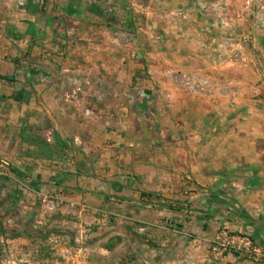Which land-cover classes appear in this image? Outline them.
<instances>
[{
  "label": "crops",
  "instance_id": "0c3cea01",
  "mask_svg": "<svg viewBox=\"0 0 264 264\" xmlns=\"http://www.w3.org/2000/svg\"><path fill=\"white\" fill-rule=\"evenodd\" d=\"M122 2L0 0V158L14 167L0 211L39 230L30 253L51 234L78 256L218 264L210 243L227 231L264 263V0ZM204 3L251 35L239 58H204L200 44L232 35ZM42 192L64 204L46 214ZM236 260L253 263L220 264Z\"/></svg>",
  "mask_w": 264,
  "mask_h": 264
},
{
  "label": "rangeland",
  "instance_id": "374dc122",
  "mask_svg": "<svg viewBox=\"0 0 264 264\" xmlns=\"http://www.w3.org/2000/svg\"><path fill=\"white\" fill-rule=\"evenodd\" d=\"M145 1V2H144ZM123 5L120 7V10L126 12V11H140V13L143 11L142 7L146 5V0H123ZM209 4V3H207ZM258 2H255L254 7L258 8ZM212 5V4H209ZM119 8V7H118ZM261 9V8H260ZM202 11V10H201ZM264 12V8L262 9V14ZM225 13L227 14L226 7H225ZM183 12L179 13V16L182 18L184 17ZM257 16V15H256ZM230 21V28L225 32H231L232 35L227 36L226 39H231V41H238L243 37L250 36L248 34H238L235 30V25H233L230 18H228ZM255 25L257 28L263 31L262 28L258 26L257 19L255 17ZM216 24V22H215ZM264 32V31H263ZM252 38V37H251ZM251 44V43H250ZM249 44V45H250ZM248 45V46H249ZM200 49L203 51V56L206 60L213 63L216 67L217 65L222 64L223 62L227 60H233L236 58H239L244 51L248 47H244V49H236L234 47H229L227 50V54L219 58L216 51H214L215 46L214 44L211 47H206V45H199ZM216 73V75H219L220 72H226L224 69H207V72L211 74V72ZM199 85V84H198ZM9 161L11 167L10 171L6 174H13L14 173V167L12 162ZM49 194L52 196L59 195L63 199L64 204V198L62 197L61 193H55V192H42L40 196L41 205L43 206L44 212L46 214H52L54 213L60 206H58L54 210H46L44 203H43V197L44 195ZM13 217L9 212H1L0 211V264H140L137 261V258L135 256H130L127 258L121 257V256H114V257H101V258H94L90 256H78L77 254H74L72 252H64L59 251V242H55L56 236L45 235V239L43 240L44 250L42 252L32 251L30 253L29 247L31 245L40 246V241L37 242H29L27 240L26 236H33V234L38 237L40 234L38 229H33V233H29L28 231L13 227ZM35 232V233H34ZM61 246L63 244L61 243ZM210 250V249H209ZM211 253V250H210ZM211 255H213L211 253ZM221 258H213V262L220 264ZM168 258L162 257V263L161 264H168L167 263ZM253 262L252 260H249V262ZM242 262H246L243 260H236L235 262H231V264H240ZM244 264V263H243ZM252 264H264L263 262L256 261Z\"/></svg>",
  "mask_w": 264,
  "mask_h": 264
},
{
  "label": "built area",
  "instance_id": "2783aa9c",
  "mask_svg": "<svg viewBox=\"0 0 264 264\" xmlns=\"http://www.w3.org/2000/svg\"><path fill=\"white\" fill-rule=\"evenodd\" d=\"M201 10L208 13L211 11L219 12V17L216 20V26L227 31L231 24L225 13V6L217 3L209 5L204 3L200 6ZM258 26L264 31V12L256 16ZM252 38L246 36L238 41H231V39H220L214 42L216 53L219 58L224 57L227 54L229 47H234L236 49H244L248 47L251 43ZM10 163L4 158H0V176L6 175L10 171ZM43 203L46 210H54L58 206L63 204V199L59 195H49L46 194L43 197ZM210 250L214 257L223 258L228 254H235L241 258L247 260H256L262 255L260 249L252 240L251 237L246 235H235L230 234L227 231H221L210 243Z\"/></svg>",
  "mask_w": 264,
  "mask_h": 264
},
{
  "label": "trees",
  "instance_id": "16d2710c",
  "mask_svg": "<svg viewBox=\"0 0 264 264\" xmlns=\"http://www.w3.org/2000/svg\"><path fill=\"white\" fill-rule=\"evenodd\" d=\"M0 78H2V79H6V80H9V81H12V79H11V78H8V77H3V76H1V75H0Z\"/></svg>",
  "mask_w": 264,
  "mask_h": 264
}]
</instances>
